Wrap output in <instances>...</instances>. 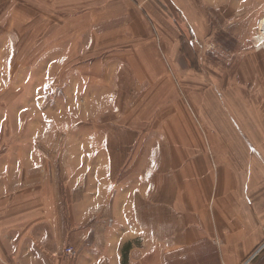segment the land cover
I'll use <instances>...</instances> for the list:
<instances>
[{"label": "rangeland", "instance_id": "obj_1", "mask_svg": "<svg viewBox=\"0 0 264 264\" xmlns=\"http://www.w3.org/2000/svg\"><path fill=\"white\" fill-rule=\"evenodd\" d=\"M263 29L264 0H0V222L11 248L131 243L140 257L173 246L161 236L173 226L148 213L171 201L179 145L168 141L210 150L201 139L231 119L251 142L240 198L264 202ZM262 261L264 250L250 264Z\"/></svg>", "mask_w": 264, "mask_h": 264}, {"label": "crops", "instance_id": "obj_2", "mask_svg": "<svg viewBox=\"0 0 264 264\" xmlns=\"http://www.w3.org/2000/svg\"><path fill=\"white\" fill-rule=\"evenodd\" d=\"M139 24V29L146 31L143 16L139 18ZM195 34L196 43L200 44L196 30ZM231 120V128L228 124L223 126L222 135L201 139L203 143L211 141L215 147L210 150L203 148V152L194 156L185 146L192 142L193 137L168 141L179 145L173 149L179 162L177 165L172 158L175 168L170 176L174 187L170 193L171 201L163 209L149 205L148 213L151 221L173 226V231L161 235L173 246L151 248L147 255L140 257L135 254L141 253V249L134 248L132 244L130 249L86 246L74 249V257L66 255L63 249L44 248L39 243V248L22 250V247L14 246L12 249L11 237L4 232L6 220L2 219L0 228L4 239L3 246L0 243V264H244L245 258L264 243V202L253 205L251 201L245 203L240 198L241 185L245 177L252 174L247 172L251 142L243 133V122ZM225 153L228 155L226 160L219 158ZM214 155L220 161L218 168H212L210 156ZM263 156L260 153L256 156L262 163L257 165L260 170L264 165ZM155 212L160 213L161 219H155ZM8 225L7 230L10 231L12 225L10 222ZM22 255L27 258L23 259ZM13 256H20L16 263ZM256 264H264V261Z\"/></svg>", "mask_w": 264, "mask_h": 264}, {"label": "built area", "instance_id": "obj_3", "mask_svg": "<svg viewBox=\"0 0 264 264\" xmlns=\"http://www.w3.org/2000/svg\"><path fill=\"white\" fill-rule=\"evenodd\" d=\"M263 36H261V37H263ZM263 250H264V245H262L259 249H257V251H255V253L251 257H249L248 261H245L244 264H250L251 262H253ZM66 255L74 257L75 256L74 249H72V248L67 249Z\"/></svg>", "mask_w": 264, "mask_h": 264}, {"label": "trees", "instance_id": "obj_4", "mask_svg": "<svg viewBox=\"0 0 264 264\" xmlns=\"http://www.w3.org/2000/svg\"><path fill=\"white\" fill-rule=\"evenodd\" d=\"M131 248V243H128L125 247V249H130Z\"/></svg>", "mask_w": 264, "mask_h": 264}, {"label": "bare ground", "instance_id": "obj_5", "mask_svg": "<svg viewBox=\"0 0 264 264\" xmlns=\"http://www.w3.org/2000/svg\"><path fill=\"white\" fill-rule=\"evenodd\" d=\"M264 30V29H263Z\"/></svg>", "mask_w": 264, "mask_h": 264}]
</instances>
